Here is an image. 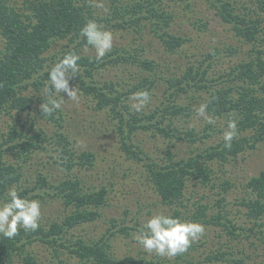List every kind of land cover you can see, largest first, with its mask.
<instances>
[{
    "label": "trees",
    "instance_id": "16d2710c",
    "mask_svg": "<svg viewBox=\"0 0 264 264\" xmlns=\"http://www.w3.org/2000/svg\"><path fill=\"white\" fill-rule=\"evenodd\" d=\"M203 4L236 44L202 42L211 30L199 14ZM90 20L113 35L112 51L99 62L79 35ZM195 39L200 42L190 47ZM68 52L81 57L69 85L86 108L62 93L55 96L63 100L61 109L42 115L48 70ZM176 56L179 65L171 60ZM139 90L149 91V102L160 101L131 111ZM205 103L214 123L204 116L196 126ZM92 115L99 116L92 127L101 135L85 147L71 135L72 124ZM229 118L238 122L231 149L222 138ZM261 143L264 0H0V202L15 187L22 197L60 204L55 218L35 232L0 235V264H41L39 243L83 264H156L144 250L117 256L113 249L118 238L136 241L144 205L150 216L160 212L205 225L201 246L195 242L186 253L162 259L165 264H251V257L264 264V170L247 180L227 173L231 161ZM122 177L148 196L137 199L134 210L129 200H115L114 179ZM216 184L224 192L219 200L209 193ZM232 188L245 192L240 203L247 209L229 217ZM97 220L98 232H77ZM196 255L202 258L197 263Z\"/></svg>",
    "mask_w": 264,
    "mask_h": 264
},
{
    "label": "clouds",
    "instance_id": "9594fccd",
    "mask_svg": "<svg viewBox=\"0 0 264 264\" xmlns=\"http://www.w3.org/2000/svg\"><path fill=\"white\" fill-rule=\"evenodd\" d=\"M79 35L87 45L95 49V60L101 61L113 49L111 31L88 21L80 29ZM81 57L75 52L66 53L48 70L49 95L40 105L41 114L51 116L62 107L63 100L55 98L64 94L74 102H79L78 89L70 87L69 80L79 72L78 61ZM65 99V98H64ZM130 110L142 112L150 101L148 90H139L132 94ZM208 105L201 104L197 109L199 115L205 116L208 124H213L212 117L206 115ZM238 137V122L229 118L227 128L222 134L224 147L231 149L234 138ZM41 204L39 200L22 197L15 187L7 190V200L0 202V235L12 239L20 230L35 232L40 227ZM205 225L199 222L183 220L171 214L156 213L142 225L134 239L147 254L172 259L188 251L191 245L199 241L205 233Z\"/></svg>",
    "mask_w": 264,
    "mask_h": 264
},
{
    "label": "rangeland",
    "instance_id": "374dc122",
    "mask_svg": "<svg viewBox=\"0 0 264 264\" xmlns=\"http://www.w3.org/2000/svg\"><path fill=\"white\" fill-rule=\"evenodd\" d=\"M199 14L200 11L202 12L201 15L204 16V19H207L209 22V28L211 29L210 32H206L204 35H202V42H207L208 40L214 38V41H217V43L219 42H223L226 43L227 41H233L229 36L231 35V32L229 29H227L221 22V20L218 18V16H216L215 12L213 10H208L206 9V6L203 4L200 8H199ZM183 24L185 26H189V22L188 21H184L183 20ZM118 40V39H117ZM121 41H123L122 39H120ZM200 40L195 39L191 44L190 47L194 46L195 44L199 43ZM234 42V41H233ZM236 44V42H234ZM189 45V43L187 44V46ZM193 51H196V47H193L192 49ZM244 50H246V47L244 48ZM237 58L231 60L230 62H234ZM171 60L179 65V63L177 62V60H180L177 56L176 57H171ZM181 61V60H180ZM229 63V61H228ZM227 62H225L224 65H226ZM181 66V65H180ZM182 68H179L178 72H181ZM67 101H70L71 104H73L75 107L77 108H86V106L84 105V101L82 100V98L79 96V102H74L70 99H67ZM156 101H160V98L155 97L153 98V100H151V102H149L147 105H145L146 108H149L150 106H153L154 103ZM85 117V115H82L81 118ZM99 118V116L97 115H92V120L90 121H83L80 122V118H79V122L72 124V132L71 135L76 137L80 143H84L85 147H94L95 144L97 143L99 140L97 139V135H101L99 132L101 129H97L95 127H92V125L94 124L95 120H97ZM204 119L203 115H199L198 117H196L194 119V121L192 122V124L198 126L200 125V123H202ZM88 124V125H87ZM86 125V126H84ZM78 126V127H77ZM77 127V128H75ZM104 149L103 147L99 148L98 150H102ZM244 157V155H243ZM240 157L238 160H233L231 161L232 163L229 164V166H227V173H229L230 175L237 177L238 179H245L247 180L249 177L253 176V175H257L261 170H264V144L261 143L258 145V147L254 150H250L248 151V153H246L245 158ZM238 179H235L236 181ZM115 187L114 189L116 190V195H118L119 197L116 198L120 199L122 201H130V206L132 208V210H134V205L136 206L137 203V199H140L141 201H145L148 200V196L143 197V196H139V193H144L143 189H138V187L136 186L137 183L135 182V180H131V177L129 178V180H125V177L122 178H115ZM214 181L219 183V179L214 178ZM242 182V181H241ZM218 184H216V186L212 187V189L209 191L210 196H214V199L216 197H218V200L220 197H222L221 194H224V192L220 191L221 188L217 186ZM147 192V195H150V190H147V188H144ZM221 192V193H220ZM242 194H244V196H246L245 192H241L240 190L238 191L237 189L232 188L230 190V192L226 195L227 199H226V204H229L232 206V212L230 213L229 217H232L234 215V213H237L238 208L243 209L244 211L247 209L246 206L244 204H241V200H243V196ZM127 197V198H126ZM40 201L41 204V218H40V225H44L46 221H49L53 218H55V213L57 211V209L59 208V203L57 202H53V200H50L48 202H44L45 200L43 199H36ZM134 204V205H133ZM117 206L122 205L124 208V204L123 202H119L116 203ZM143 211H142V215L146 217V219H144L143 221L145 222L150 215L147 214L148 212V206L144 205L143 206ZM120 210H122V208H120ZM134 213V212H133ZM160 213V212H159ZM156 214V213H154ZM143 219V217H142ZM183 220H189L191 221V219L185 218ZM101 227V221L97 220L94 223H87L83 226H80L77 228V232L78 233H82V232H90L91 229L96 230L97 228V232L100 230ZM86 233V234H88ZM202 239V238H201ZM201 239L198 242V245L201 246ZM114 251L116 252L115 254H117V256H122L123 254H127V253H138V251L142 250L143 248L140 244H138L136 241H131L129 239H125V238H118L116 239V241L114 242V247H113ZM35 252L38 254L39 259H41V264H83L81 263L79 260H77L76 258H70L68 260V258H63L66 259V263H63L60 257H57L55 255V253L53 252V249L50 247V245H48L47 243H39L36 246ZM63 255V254H62ZM66 254H64L65 256ZM151 258L153 257L156 264H165V263H169V261H165L162 262L161 260L164 259L162 257H158L155 254H148ZM254 257L258 258L257 255H254ZM194 262L197 263L199 262V260H202V258L198 255H196ZM250 258V257H249ZM173 259V258H172ZM255 259L253 257H251V259H249V263L251 264H255L254 263ZM20 264V263H18ZM199 264H206V263H202L200 262ZM208 264H229L227 262H218V263H208Z\"/></svg>",
    "mask_w": 264,
    "mask_h": 264
}]
</instances>
